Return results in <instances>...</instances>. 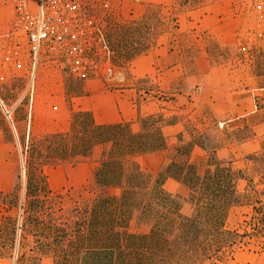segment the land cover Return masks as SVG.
Returning <instances> with one entry per match:
<instances>
[{
  "label": "trees",
  "instance_id": "16d2710c",
  "mask_svg": "<svg viewBox=\"0 0 264 264\" xmlns=\"http://www.w3.org/2000/svg\"><path fill=\"white\" fill-rule=\"evenodd\" d=\"M110 11L104 10V23L113 20ZM150 50L145 45L135 55ZM135 81L154 84L149 78ZM125 88L128 86L124 84L104 83L99 90L115 93ZM86 91H92L91 87ZM135 91L143 100L156 98L163 109H170L168 105L175 100L163 88L154 91L135 87ZM77 115L70 130L42 135L43 140L38 142L32 137L25 144L16 129L11 131V138H6L20 151L22 172L12 188L0 189V196L8 207L19 210L17 247L24 252L22 256L35 255L40 261L50 256L56 264H234L231 244L235 232L227 227V218L232 206L244 203L252 206L253 214L244 221L241 237L264 235V147L248 155L250 165L240 170L231 160L217 156L215 145L210 146L213 136L208 129L200 130L190 121L170 145L164 128L175 121L163 111L137 116L141 123L138 132L131 127L134 117L98 124L90 110L78 111ZM0 119L6 123L2 112ZM12 122L15 124L13 118ZM69 134L70 142L61 145L69 156L58 157L59 163L53 167L59 169L67 159L72 166L90 165L79 198L72 194L76 188L68 184L67 177L55 187L56 193L43 171L51 149L47 143L57 144ZM195 145L208 150L209 157L203 164L190 158ZM163 150L171 159L166 171H144L139 157ZM167 177L188 189L186 199L166 190ZM239 177L248 181V190L242 196L236 189ZM59 193L71 196V203L67 206L61 202L56 210L54 198ZM183 200L192 207L188 221L178 215ZM56 211L64 213L65 218L57 222L53 218ZM145 222L150 225L144 226ZM11 232L10 246L4 249L7 253L0 251V258H14L16 229ZM29 239L32 244L27 243Z\"/></svg>",
  "mask_w": 264,
  "mask_h": 264
},
{
  "label": "rangeland",
  "instance_id": "374dc122",
  "mask_svg": "<svg viewBox=\"0 0 264 264\" xmlns=\"http://www.w3.org/2000/svg\"><path fill=\"white\" fill-rule=\"evenodd\" d=\"M178 3L182 5L183 0H85L82 6L84 22L75 29L77 35H69L58 42L41 45L35 54L24 57L20 67L0 66V112L6 119L5 124H2L0 119V189L12 188L19 181L18 176L22 172L20 151L6 140L11 138V131L15 132V129L19 131L25 144H28L32 137L38 142L43 140L42 135L67 132L70 130L72 118H78V111L87 110L91 106H97L96 108L102 109L106 115L110 112L114 113L111 97L103 96L104 90H99L103 89L104 83L109 86L115 84L128 86L123 92L115 91L114 96L123 94V97L128 95L133 97L135 87L140 90L155 88L156 85L135 81L128 70L130 59L136 52L143 50L145 45L159 52L158 43L164 42L166 46L174 44L177 50L180 49L185 53L184 56H177L176 59H179L188 71L191 69L194 49L199 46L209 48L210 44L207 36H202V39L197 41L188 34L180 36L177 33L175 22L177 14L191 15L193 0H190L191 5L185 8L178 6ZM105 9L112 10L111 23L103 22ZM249 37L252 39L241 41L239 44L237 42L235 46L237 51L235 50L231 56L217 55L211 57V60L214 64L227 61L247 65L257 63L262 67L260 73L264 74V52L261 54L258 52L264 47L262 46L264 38H260L263 42L259 45V35L257 40L253 32ZM242 43L247 51H242ZM172 60V57L161 56L157 63L164 69ZM72 66L77 68L76 73L70 70ZM164 76V85H171L172 77H176L177 74L164 71ZM178 78L180 79L179 76ZM87 86H90L92 91L87 92ZM192 94L198 109H204L207 104L198 94L197 89H194ZM123 104L125 116L131 117L134 112L130 104L127 102ZM257 106L261 109V114L258 117L249 116L245 122L237 121L230 125L224 139L240 142L247 138L250 132L249 125L256 122V119L264 118V102L258 101ZM207 128L208 126L204 127ZM69 136L71 135L58 139L57 144L47 143L51 149L48 152V165L43 171L54 191L57 185L64 182L67 171L72 166L71 161L67 159L63 160L59 169L53 167L59 163L58 157L69 156L61 146L67 140L70 142ZM218 138L220 137H212L210 146H214ZM262 147H264V136L261 137ZM79 189H74L72 193L76 198L80 197ZM60 193L54 198L56 210L61 202L67 206L71 203V196L62 197ZM2 197L0 196V251L4 252L5 247L10 246L9 239L13 236L11 231L14 228L16 249L14 258H0V264H56L57 260L50 256H45L41 261L35 255L22 256L24 252L17 247L20 237L17 229L20 223L19 210L4 204ZM252 214L253 211L249 214V219ZM53 218L59 222L65 218V215L56 211ZM233 219L231 212L227 227L235 232L232 236L234 242L231 244L234 252L249 249L260 254L264 259V235L242 238L244 221L237 226ZM149 225L148 222L144 223L146 227ZM31 241L32 239H29L27 243ZM243 264H264V260Z\"/></svg>",
  "mask_w": 264,
  "mask_h": 264
},
{
  "label": "crops",
  "instance_id": "0c3cea01",
  "mask_svg": "<svg viewBox=\"0 0 264 264\" xmlns=\"http://www.w3.org/2000/svg\"><path fill=\"white\" fill-rule=\"evenodd\" d=\"M238 4L242 8L240 14L235 13ZM190 5V0H183L182 5L178 3V6L184 8ZM250 5V0L243 5L237 0H193L191 15L177 14L176 30L180 36L188 34L197 41H200L202 36H207L210 44L209 48L199 46L194 49L193 66L189 71L176 59L177 56H184L185 53L180 49L177 50L174 44L166 46L161 42L158 47L159 52L150 50L130 59L128 70L133 79L149 78L154 82L151 86L156 85L154 91L163 88L167 95L175 97V100L170 102L171 105H168L170 109H163L162 103L154 97L143 100L139 92L135 91L133 97L129 95L123 97L121 93L117 96H114L115 93H103V96L111 97L114 113L110 112L106 115L102 109L96 108L97 106H91L87 110L92 112L98 124L114 123L122 118L134 117L131 121L134 132L141 129L137 116L145 117L163 111L175 121L164 128L170 145L174 144L175 136L184 130L188 121L195 123L200 130L208 126L207 129L213 137H220L215 144L217 156L222 160H231L236 169H245L250 165L247 156L261 150L264 118L256 119V122L249 125V136L240 142H231L228 138L224 139V136H227L228 128L233 123L245 122L249 116L258 117L261 114L257 102L260 100L264 102V74L260 73L262 67L257 63L247 65L229 61L214 64L211 57L217 55L229 57L235 50L237 51L235 47L237 42L239 44L241 41L252 39L249 34H252L257 23L255 17L248 15ZM257 38L255 37L256 40ZM258 40L260 45L263 41L260 38ZM258 52L259 54L264 52V47ZM158 55L159 58L172 57L173 60L163 69L156 63ZM164 71L177 74L176 77H172L173 84L164 85ZM192 89H197L198 94L205 100L207 105L204 109H198L192 96ZM126 102L134 112L129 118L124 114L123 103ZM208 157V150L203 146L195 145L191 149L190 158L194 163L203 164ZM170 161L167 150L146 153L139 157L142 169L150 173L165 172ZM89 173L88 164L71 166L67 171L68 184L73 188L84 186ZM164 186L173 195L185 199L188 197V189L172 177L166 178ZM236 189L242 196L248 190V181L239 177L236 180ZM252 211V206L248 203L234 205L229 210L227 221L232 212L233 220L239 226L249 219ZM191 213L190 203L183 200L178 211L180 219L188 221ZM262 260L264 259L260 254L249 249L234 252V264L256 263Z\"/></svg>",
  "mask_w": 264,
  "mask_h": 264
},
{
  "label": "built area",
  "instance_id": "2783aa9c",
  "mask_svg": "<svg viewBox=\"0 0 264 264\" xmlns=\"http://www.w3.org/2000/svg\"><path fill=\"white\" fill-rule=\"evenodd\" d=\"M84 1L0 0V66L20 67L24 57L35 54L41 45L77 35L75 29L84 22ZM250 3L248 15L255 17L258 29L253 30L254 36L264 38V0ZM240 8L236 7V14H240ZM241 46L242 51H247L243 43ZM76 69L72 66L70 70L76 73Z\"/></svg>",
  "mask_w": 264,
  "mask_h": 264
}]
</instances>
